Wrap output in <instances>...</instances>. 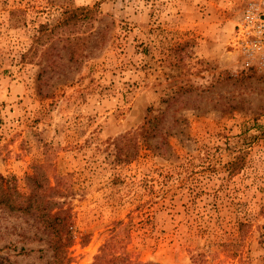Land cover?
<instances>
[{
    "label": "rangeland",
    "instance_id": "1",
    "mask_svg": "<svg viewBox=\"0 0 264 264\" xmlns=\"http://www.w3.org/2000/svg\"><path fill=\"white\" fill-rule=\"evenodd\" d=\"M248 1L0 0V174L62 177L67 264H264V71L229 46ZM73 6L101 15L78 61L28 49ZM56 263L0 208V264Z\"/></svg>",
    "mask_w": 264,
    "mask_h": 264
},
{
    "label": "trees",
    "instance_id": "2",
    "mask_svg": "<svg viewBox=\"0 0 264 264\" xmlns=\"http://www.w3.org/2000/svg\"><path fill=\"white\" fill-rule=\"evenodd\" d=\"M99 14L96 9L89 6L64 7L53 20L38 26L28 49H33L35 53L39 48L52 49L53 40L61 36L69 52V59L76 62L83 55L92 37H98V32L93 28L101 19ZM100 39L102 40L101 36ZM35 168L36 170L26 177L28 185L26 193L19 191L11 179L0 174V208L10 214L33 216V221L38 227L49 235V246L56 264H67L65 253L73 240L70 228L71 214L69 207L55 199L56 195L61 194L62 187L58 181L62 177L55 178L52 185L38 172L40 166ZM103 258L104 254L97 255L93 264H104L99 263Z\"/></svg>",
    "mask_w": 264,
    "mask_h": 264
},
{
    "label": "built area",
    "instance_id": "3",
    "mask_svg": "<svg viewBox=\"0 0 264 264\" xmlns=\"http://www.w3.org/2000/svg\"><path fill=\"white\" fill-rule=\"evenodd\" d=\"M229 46L246 67L264 71V0H249L236 21Z\"/></svg>",
    "mask_w": 264,
    "mask_h": 264
}]
</instances>
